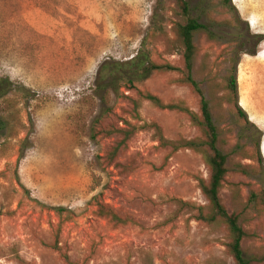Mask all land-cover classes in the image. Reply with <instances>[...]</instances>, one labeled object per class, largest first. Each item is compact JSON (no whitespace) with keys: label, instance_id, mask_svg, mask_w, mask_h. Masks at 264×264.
Wrapping results in <instances>:
<instances>
[{"label":"rangeland","instance_id":"rangeland-1","mask_svg":"<svg viewBox=\"0 0 264 264\" xmlns=\"http://www.w3.org/2000/svg\"><path fill=\"white\" fill-rule=\"evenodd\" d=\"M186 1L206 27L192 75L228 156L220 200L240 215L244 257L264 264V211L247 204L264 175L234 171L259 153L264 173V0ZM183 21L174 0H0V264H235L224 224L197 219L209 170L184 143L198 128L144 98L198 113L199 97L180 72L132 64L182 69Z\"/></svg>","mask_w":264,"mask_h":264},{"label":"trees","instance_id":"trees-1","mask_svg":"<svg viewBox=\"0 0 264 264\" xmlns=\"http://www.w3.org/2000/svg\"><path fill=\"white\" fill-rule=\"evenodd\" d=\"M178 7L182 17L183 23L177 25L176 35L181 43L183 52V68L178 69L171 65H154L145 55L138 54L133 58L132 64L137 69L140 75H147L154 71H169L180 72L182 78L179 83L188 86L194 94L199 97V110L198 113L191 112L189 110L182 109L176 105H164L158 98L154 96H144L145 99L150 101L156 107L160 109H178L184 111L190 118V120L198 128L201 138L190 140L184 143V146L196 152H201L204 155L205 164L209 170L208 180H199V188L202 194L208 201L209 214L205 216L201 209H198L197 219L205 223L221 222L227 229L229 242L226 245V251L228 255L233 259L235 264H251V261L244 257L241 243L246 237L245 231L240 226V215L231 213L229 214L220 200V189L225 181L228 173V156L221 152L218 148V132L214 125L209 103L203 96L202 91L199 88V84L194 80L193 72V60L196 52L194 45V35L205 30L206 27L199 23L198 19L193 17L190 13V7L186 0H174ZM229 0H227V3ZM261 37L252 36L247 38V42L254 43L255 45L260 42ZM150 72V73H149ZM128 88H133V81L127 79ZM227 89L233 95L236 93L235 79H230L227 82ZM237 117H243L244 113L239 109ZM108 131V132H106ZM103 131L107 136L112 135L113 131ZM96 131H92V138L96 137ZM159 141L164 143L163 136L158 129ZM258 152V151H257ZM256 158L251 157L257 163L256 167L251 165H242L240 163L234 165V171L245 177L260 176L263 171V160L259 153L256 154ZM248 206H250L257 214L264 211V189L258 191H252L248 198ZM57 212H61L62 209H55ZM99 216L105 218L109 223L117 225L121 223V218L114 212V210L106 205L99 204L97 211ZM57 246V245H55ZM58 248V247H56ZM59 250V249H58ZM66 264H72L69 261L67 255H63ZM259 262H264V256L258 259Z\"/></svg>","mask_w":264,"mask_h":264}]
</instances>
